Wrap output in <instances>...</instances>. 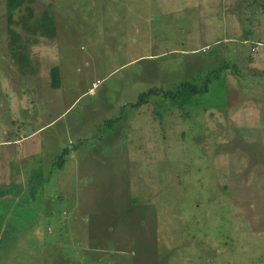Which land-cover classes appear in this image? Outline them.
I'll return each instance as SVG.
<instances>
[{"label": "rangeland", "instance_id": "374dc122", "mask_svg": "<svg viewBox=\"0 0 264 264\" xmlns=\"http://www.w3.org/2000/svg\"><path fill=\"white\" fill-rule=\"evenodd\" d=\"M5 14L0 79L37 97L0 91V264H264L262 0H28L13 34Z\"/></svg>", "mask_w": 264, "mask_h": 264}, {"label": "trees", "instance_id": "16d2710c", "mask_svg": "<svg viewBox=\"0 0 264 264\" xmlns=\"http://www.w3.org/2000/svg\"><path fill=\"white\" fill-rule=\"evenodd\" d=\"M6 1V14L5 17L7 19V26L8 32L10 34H13V30L11 29L10 25H12L15 21L13 20L14 13L16 10L22 8L28 0H5ZM262 11L264 13V0H262ZM32 31H37L41 35H49L52 33V31L55 30V22L51 15L49 14H44L40 19L32 21L31 25L28 26ZM12 41L14 39V36L11 37ZM227 62L223 61L221 65L217 68V71L211 72V75H214L216 78L221 75L222 69L227 67L226 65ZM235 73L238 74V72ZM235 74V75H236ZM50 78H51V83L50 86L51 88L57 89L60 87V75H59V67L53 66L50 70ZM209 76L208 79L203 82L201 86H197L196 84L193 85L192 82L188 81H183L181 82L177 88L175 89V92H167L166 94L168 95L169 98L172 99V102L175 104V106H179L180 108H183L186 104H188L191 100L192 97L204 93L208 90V82H209ZM157 88H151L147 92H143L139 95L138 101L136 103H133L132 106H140L142 104H146L148 102V99L154 95L158 94L157 93ZM68 154V150H64L62 152V155L59 158V162H57L58 166L62 167V163L64 161V155ZM2 192H0L1 194ZM3 194V193H2Z\"/></svg>", "mask_w": 264, "mask_h": 264}, {"label": "crops", "instance_id": "0c3cea01", "mask_svg": "<svg viewBox=\"0 0 264 264\" xmlns=\"http://www.w3.org/2000/svg\"><path fill=\"white\" fill-rule=\"evenodd\" d=\"M25 80H27L28 81V78H24V80H23V82L25 81ZM30 80V79H29ZM10 81H12V82H14V77H12L11 78V80ZM15 81H18V77L16 78V80ZM5 80H3V78H1L0 79V91H1V93L4 91V90H6V91H8L6 94L7 95H9V93H12V94H14V86H13V89H12V87H5ZM31 89H33L34 91H33V94H31L30 93V90ZM27 88V90H26V92H27V94H25V88H21L20 90H18V91H16L15 92V94L14 95H18L20 98H19V102H20V106H21V110H20V112H27V114H30V112H31V110L33 111L34 109H35V107H36V104H35V101H36V90L34 89V86L32 87V88ZM60 89V88H59ZM59 89L57 88V89H55V90H53V89H51L50 88V90H51V92L53 93V92H55V93H57V92H59ZM24 92V93H23ZM31 97V98H30ZM54 96L53 95H51L50 97H49V101L50 102H53V99H51V98H53ZM13 98H14V96H13ZM25 98L27 99V101H28V103H29V101H30V104H28L27 105V107H25ZM2 103H3V100L1 101ZM2 103H0V108H2ZM34 114H35V111H34ZM3 126V124H2V122H1V127ZM4 132H5V130H3ZM35 135H36V131H34L33 132V134L32 135H30L31 137H35ZM25 138H27V137H23V138H21V139H18V140H16L15 141V143H19L20 142V140H23V139H25ZM28 142H30V141H28ZM27 142V143H28ZM1 143H3V144H0V147H2V146H4V147H8L9 145H11V143H12V141H10L9 139H5V141L3 142H1ZM26 143V144H27ZM30 144L28 143V145L27 146H25L24 148H23V150H22V152H21V156L20 155H17V153H15L14 155V158H12V159H9V154H12V152H9L8 153V162L9 163H12L13 162V159H14V162L15 163H21L22 165L24 164L25 165V157H30V155H32V153L34 152V150H35V147H36V144L35 143H33L32 144V146H29ZM16 156H20L19 157V159L20 160H18V158L16 157ZM2 164H3V161L1 162V165H0V182H1V180H3L5 177H7V178H9V175H10V172L8 173V174H6L5 172H4V170H2ZM16 178H18V175L16 176Z\"/></svg>", "mask_w": 264, "mask_h": 264}, {"label": "built area", "instance_id": "2783aa9c", "mask_svg": "<svg viewBox=\"0 0 264 264\" xmlns=\"http://www.w3.org/2000/svg\"><path fill=\"white\" fill-rule=\"evenodd\" d=\"M252 50H255V47L252 48ZM99 83V81L97 80L95 83H93V87H96V85Z\"/></svg>", "mask_w": 264, "mask_h": 264}, {"label": "clouds", "instance_id": "9594fccd", "mask_svg": "<svg viewBox=\"0 0 264 264\" xmlns=\"http://www.w3.org/2000/svg\"><path fill=\"white\" fill-rule=\"evenodd\" d=\"M96 81H97V80H96ZM98 81H99V83H100V80H98ZM94 83H95V82H94ZM99 83H98V84H99ZM98 84H97V85H98ZM97 85H96V86H97Z\"/></svg>", "mask_w": 264, "mask_h": 264}]
</instances>
